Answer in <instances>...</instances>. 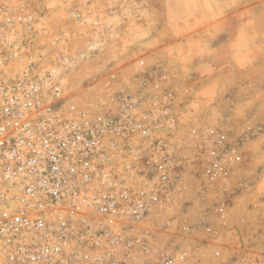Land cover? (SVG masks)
<instances>
[{"label": "rangeland", "instance_id": "1", "mask_svg": "<svg viewBox=\"0 0 264 264\" xmlns=\"http://www.w3.org/2000/svg\"><path fill=\"white\" fill-rule=\"evenodd\" d=\"M87 1L51 0L45 19L48 34L40 38L52 44L49 53L73 57L64 73L63 105L107 122L117 116L124 98L134 101L138 114L165 95L172 98L174 126L156 132L174 145L170 179L161 200L150 203L141 217L117 218L115 232L142 239L119 260L157 264L162 254L177 247L186 252L179 264H264V180L255 178L264 171V0H225L230 10L242 7L248 14L242 30L250 27V36H258L260 56L250 70L221 68L216 75L225 74L224 81L206 84L205 96L200 92L205 84L192 81L187 51L180 49L177 66L172 51H159L158 46L182 38L175 30L179 15L189 13V0ZM215 1L220 5L224 0ZM79 8L93 14L85 25L71 15ZM146 40L152 41L148 47ZM208 128L220 133V150H237L233 161L219 158L223 174L215 178L211 164L219 155L213 139L203 137ZM142 143L135 136L132 148L140 158L131 161V172L133 185L143 190L150 153ZM3 252L0 245V264Z\"/></svg>", "mask_w": 264, "mask_h": 264}, {"label": "built area", "instance_id": "2", "mask_svg": "<svg viewBox=\"0 0 264 264\" xmlns=\"http://www.w3.org/2000/svg\"><path fill=\"white\" fill-rule=\"evenodd\" d=\"M50 1L0 0L3 264H71L82 259L125 264L119 255H127L142 239L130 240L113 226L117 218L141 217L150 203L161 200L174 145L156 132L174 126L172 98L165 95L145 114L136 113L134 101L124 98L117 116L107 122L63 105L64 73L74 60L66 52L49 53L52 44L40 41L48 34ZM71 15L82 25L93 16L80 8ZM135 136L150 153L143 190L132 183L131 161L140 158L132 148ZM203 137L213 139L219 155L211 164L215 178L221 172L219 158L233 161L237 150H220L223 140L213 129ZM185 257L186 252L174 247L157 264H179Z\"/></svg>", "mask_w": 264, "mask_h": 264}, {"label": "crops", "instance_id": "3", "mask_svg": "<svg viewBox=\"0 0 264 264\" xmlns=\"http://www.w3.org/2000/svg\"><path fill=\"white\" fill-rule=\"evenodd\" d=\"M168 1L170 0H166L167 3ZM172 1L175 4L184 0ZM189 1V13L183 16L179 15L175 30V33L180 34L182 38L173 39L171 42L174 43L161 42L158 46L161 47L159 51L169 53L172 51L171 56L172 59L178 61L177 66L181 65L179 64L181 61L180 49L187 51L190 66L194 68L191 74L192 81L200 85L205 84L200 89L201 95L205 96V92L208 91H206L208 88L206 84L224 81L225 74L216 75L221 68L225 67L228 72L232 68L250 70L255 66L260 56V40L258 36H250L253 33L250 27H247L246 33L243 32L242 27L248 14L242 7H233L230 10L232 6L227 5L225 0L222 1L224 4L219 3L220 5L215 0ZM221 4H223L222 9ZM174 15H176L175 12ZM228 23L230 29L227 28ZM158 34L159 32H157V38ZM150 43L152 41L146 40L144 46L148 47ZM255 178L264 180V171L256 172ZM260 184L256 189H260Z\"/></svg>", "mask_w": 264, "mask_h": 264}]
</instances>
